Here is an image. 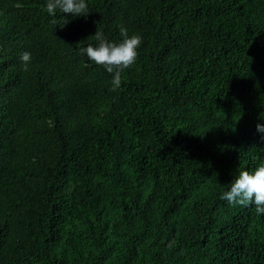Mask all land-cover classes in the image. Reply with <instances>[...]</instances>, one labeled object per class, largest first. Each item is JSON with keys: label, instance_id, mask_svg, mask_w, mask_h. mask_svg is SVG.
Here are the masks:
<instances>
[{"label": "trees", "instance_id": "obj_1", "mask_svg": "<svg viewBox=\"0 0 264 264\" xmlns=\"http://www.w3.org/2000/svg\"><path fill=\"white\" fill-rule=\"evenodd\" d=\"M86 3L0 0V264H264V216L220 198L264 163V0ZM120 26L112 91L80 49Z\"/></svg>", "mask_w": 264, "mask_h": 264}, {"label": "clouds", "instance_id": "obj_2", "mask_svg": "<svg viewBox=\"0 0 264 264\" xmlns=\"http://www.w3.org/2000/svg\"><path fill=\"white\" fill-rule=\"evenodd\" d=\"M24 5L17 3L15 7L22 8ZM44 11L53 17L51 23H56L57 13L62 14L66 19L67 15L72 17H82L89 14L86 0H46ZM65 23V24H66ZM121 42H109L102 31L95 32L93 36L98 42L97 46L88 45L81 48V54H85L89 61L97 66L103 67L109 74H112V91L117 90L121 85V73L130 68L136 61L137 49L142 40L138 35L129 37L128 30L120 26ZM31 53L23 52L20 56L22 70L27 71L31 63ZM259 133H264V126L256 125ZM264 140V135L261 136ZM230 206H248L255 205V213L258 216H264V163L260 164L254 172L241 170L230 183L227 191H224L220 197Z\"/></svg>", "mask_w": 264, "mask_h": 264}]
</instances>
